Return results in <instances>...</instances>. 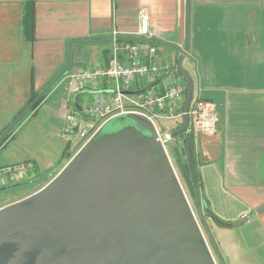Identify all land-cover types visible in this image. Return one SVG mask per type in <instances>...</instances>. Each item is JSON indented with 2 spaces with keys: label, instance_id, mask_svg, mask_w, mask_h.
I'll list each match as a JSON object with an SVG mask.
<instances>
[{
  "label": "crops",
  "instance_id": "0c3cea01",
  "mask_svg": "<svg viewBox=\"0 0 264 264\" xmlns=\"http://www.w3.org/2000/svg\"><path fill=\"white\" fill-rule=\"evenodd\" d=\"M140 7L149 11V40L157 47L150 58L143 43L142 60L168 64L172 79L185 88L173 111L183 110L187 91L177 68L181 56L193 84L192 100L216 107L217 128L198 133L194 141L197 206L203 215L234 222L264 203V0H0V136L24 113L4 136L0 167L28 161L31 179L40 178L41 169L50 173L56 165L41 151L59 139L55 155L63 157V141L67 152L59 136L65 116L79 115L82 103L94 97L115 95V82L102 78L71 98L68 74L105 66L114 30L119 39H141L136 35ZM69 48V67L50 85L66 67ZM166 85V75L139 77L123 90V102L133 107L148 89L161 95ZM162 116L167 117L159 111ZM172 118L179 120L171 131L182 121ZM27 180L2 178L0 192H12L0 197V207L15 201ZM206 220L223 226L210 216ZM223 227L231 228L225 239L228 264H253L254 256H264V210L236 227Z\"/></svg>",
  "mask_w": 264,
  "mask_h": 264
},
{
  "label": "water",
  "instance_id": "95a60500",
  "mask_svg": "<svg viewBox=\"0 0 264 264\" xmlns=\"http://www.w3.org/2000/svg\"><path fill=\"white\" fill-rule=\"evenodd\" d=\"M70 51L50 85L69 67ZM177 68L187 91L181 125L171 131L184 134L173 160L147 119L132 112L110 118L45 185L0 207V264H216L180 181L198 205L194 140L186 132L193 84L182 56ZM263 210L264 203L231 223L211 219L236 227Z\"/></svg>",
  "mask_w": 264,
  "mask_h": 264
},
{
  "label": "built area",
  "instance_id": "2783aa9c",
  "mask_svg": "<svg viewBox=\"0 0 264 264\" xmlns=\"http://www.w3.org/2000/svg\"><path fill=\"white\" fill-rule=\"evenodd\" d=\"M116 1L113 0L114 3ZM112 34L113 48L107 64L105 66L71 71L68 74L70 79L68 93L73 98L74 94L86 85H92L99 79L108 78L115 82L114 97L108 100L94 97L90 102H83L79 115L68 113L65 116V122L59 131V136L66 141L67 152L77 151L107 120L123 113L132 112L144 117L154 125L158 138L167 153L165 143L171 140V132L165 129L159 130L153 118L159 117V111H164L167 117H182L183 110L181 109L175 113L173 105L183 98L185 88L172 79L173 74L168 64L161 66L153 62L146 63L142 60L141 49L143 43L148 44V56L150 58H153L157 53V47L149 40L148 9L140 7L138 10L136 35L141 39H119L116 30ZM164 75H166L167 85L161 95L155 94L150 88L142 102L134 103L133 107L125 106L123 90L131 87L137 78L146 76L162 77ZM186 114L188 117L186 132L192 135L194 141L198 133H212L217 128L218 116L216 107L212 103H208L198 97L194 98L191 100ZM32 174L33 165L28 161L0 167V180L5 177L14 180L28 179Z\"/></svg>",
  "mask_w": 264,
  "mask_h": 264
},
{
  "label": "rangeland",
  "instance_id": "374dc122",
  "mask_svg": "<svg viewBox=\"0 0 264 264\" xmlns=\"http://www.w3.org/2000/svg\"><path fill=\"white\" fill-rule=\"evenodd\" d=\"M60 91H62V88L60 87L59 88ZM136 97V96H135ZM124 101V99H123ZM179 119L178 118H167L166 116H162L161 118H153V121L155 122L157 128L159 130H162V129H168V130H172L176 127L177 125V121ZM182 137H183V134H178V135H175L171 138V140L167 141L165 143V148L167 150V153H168V156L173 160V156H172V148L173 147H176V146H180L181 143H182ZM59 140V139H58ZM53 140V142H51L50 144H48L49 146H52V148L50 147H47V146H44L42 148V154L48 158L50 157L51 160H53L52 162L56 165L52 170H50V173H47L48 171L46 170H40V178H36L35 176L32 177L34 178L32 181L29 180L27 181L25 184L27 185L23 191H21L17 196L13 197V199L15 198H19V197H22L24 196L25 194L31 192L32 190H34L35 188L38 187V185L40 186L41 184H46L59 170L57 169L56 167H59L61 166V164H64V162H67V160L76 152V150H73L71 152L68 153V155L66 156V144L65 142L63 141V145H62V152H63V157L61 159H59L60 157H57L55 154H56V148L58 147V143H61V140ZM56 141V142H54ZM64 149V150H63ZM38 152V151H37ZM56 156V157H55ZM43 157V156H42ZM43 157V159L45 158ZM54 170V171H53ZM47 173V174H45ZM28 179H31V177H29ZM180 181L182 183V186L184 187V190L186 191V194L188 196V200L190 202V205L192 207V210L196 216V219L200 225V228L202 229V232L206 238V241L210 247V250L212 252V255L214 256V259L216 261V264H221L219 259H218V256L216 255L215 253V250L213 249L212 247V244H211V240L210 239H213L217 249H218V254H219V257L221 258V260L225 263V264H228V248H227V245L225 244V239L228 238V235L226 234L227 231H231L230 229L231 228H225L223 226H219V225H214V224H210L208 223V229L206 227V225L203 223V221L201 220V217H200V211H199V207L197 205L194 204L193 200L190 198V196L188 195L187 193V190L183 184V181L181 180L180 178ZM38 182V183H36ZM34 183H36L34 185ZM33 185L35 186L34 189H30L33 187ZM30 186V188L28 187ZM37 186V187H36ZM21 187H18V189H20ZM30 190H28V189ZM28 191H27V190ZM20 191V190H19ZM10 192H12L11 190L7 189L5 191H2L0 192V197L1 196H7L10 194ZM25 197V196H24ZM253 264H264V256H261L260 254L258 256H254L253 258ZM252 262V261H251Z\"/></svg>",
  "mask_w": 264,
  "mask_h": 264
},
{
  "label": "trees",
  "instance_id": "16d2710c",
  "mask_svg": "<svg viewBox=\"0 0 264 264\" xmlns=\"http://www.w3.org/2000/svg\"><path fill=\"white\" fill-rule=\"evenodd\" d=\"M30 17H31V16H30ZM131 40H138V39H131ZM35 98H36V95H34V96L32 97L31 101H33ZM39 101H40V97L34 101V103L32 104V107L36 106L37 103H38ZM5 139H6V138H4V140L0 143V145L5 141ZM64 164H65V162H64ZM64 164H63V165H64ZM63 165H62V166H63ZM59 169H60V168H59ZM57 171H58V170H57ZM33 179H34V178H32V179H28L27 181H29V180L32 181ZM27 181H25V182H27ZM36 183H38V182H36ZM36 183H34V185H35ZM23 185H24V188L27 186L26 184H23ZM23 185H22V186H23ZM34 185H33L32 188H30V186H28V187H29L30 189H34V187H35ZM43 185H44V184H41L40 186L38 185V187L36 186L37 188H35V189L32 190L31 192L25 194L24 196L29 195V194L35 192L36 190L40 189ZM27 189H28V188H27ZM27 189H26V190H27ZM30 189H28V190H30ZM28 190H27V191H28ZM24 196H22V197H24ZM22 197L16 198V200H18V199H20V198H22ZM198 204H199V203H198ZM204 216H205V218H207V216H208V217L210 216V218H213V219L216 220V221L219 220V219H217L215 216H213L210 212H209V213H207V212L204 213ZM210 240H211L212 247H213V249L215 250L216 255L218 256V259H219L220 263L223 264V261H222L221 258L219 257L218 249H217V247H216V245H215L213 239H210Z\"/></svg>",
  "mask_w": 264,
  "mask_h": 264
}]
</instances>
